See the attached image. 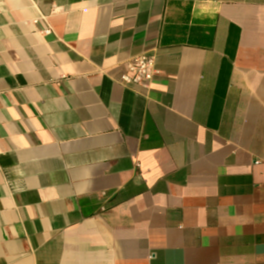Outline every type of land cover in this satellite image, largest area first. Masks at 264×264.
<instances>
[{
	"label": "crops",
	"instance_id": "0c3cea01",
	"mask_svg": "<svg viewBox=\"0 0 264 264\" xmlns=\"http://www.w3.org/2000/svg\"><path fill=\"white\" fill-rule=\"evenodd\" d=\"M0 264H264V0H0Z\"/></svg>",
	"mask_w": 264,
	"mask_h": 264
},
{
	"label": "built area",
	"instance_id": "2783aa9c",
	"mask_svg": "<svg viewBox=\"0 0 264 264\" xmlns=\"http://www.w3.org/2000/svg\"><path fill=\"white\" fill-rule=\"evenodd\" d=\"M155 59L145 53L130 59L127 69L120 75L119 83L126 87H138L147 90L151 87L155 72Z\"/></svg>",
	"mask_w": 264,
	"mask_h": 264
}]
</instances>
